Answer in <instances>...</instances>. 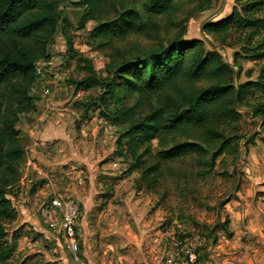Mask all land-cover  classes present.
I'll list each match as a JSON object with an SVG mask.
<instances>
[{
    "label": "rangeland",
    "instance_id": "374dc122",
    "mask_svg": "<svg viewBox=\"0 0 264 264\" xmlns=\"http://www.w3.org/2000/svg\"><path fill=\"white\" fill-rule=\"evenodd\" d=\"M52 1L57 5L62 22L48 48L50 59L39 84V88L50 90V96L43 98L37 90L31 91L35 108L20 115L16 126L21 136L28 127H36L37 121L38 126L48 123L55 136L46 143L39 142L38 149L44 160L49 158L51 165L34 159L35 163L31 161L42 175L31 173L29 168L25 172L29 157L24 153L18 169V183L23 174L28 176L19 183L24 192L15 187L10 193L14 199L11 206L15 207V221H18L20 194L26 193L33 201L27 205L30 214L27 230L17 223L5 228L9 264H69L70 254L61 240L46 231L37 219V206L50 191L77 199L81 216L86 214L89 229L95 223L98 225L95 221L100 217L109 222L111 234L107 249L110 256L121 257L123 244L117 235L128 230L136 239L143 240L142 254L138 246L130 253L135 264H170L173 240L193 237L203 241L197 250L196 264H264V126L250 111L264 100L263 95L248 98L246 104L238 108L239 121L222 127L225 135L236 137L239 142L235 158L221 157L210 165L211 153L201 157L188 154L163 164L158 185L147 191L139 190L140 171L127 172L133 159L124 149L121 155L116 152V141L126 126L110 125L99 116L101 109L95 102L101 89L91 88L79 97L75 92L76 83L86 77L84 61H89L96 77L103 80L110 74L107 65L144 61L146 53L157 43L174 38L200 41L206 50L216 52L233 68V56L238 50L222 46L204 27L228 17L235 0H209V6L203 10H199L193 0H183L182 10L177 14L156 19L158 29L154 34L129 36L103 47L91 35L96 25L93 21L79 28L84 7L78 0ZM131 1L123 0L124 6H130ZM143 2L137 1L139 13H142ZM113 18L111 10L99 16L101 23ZM239 64L242 71L237 82L243 83L255 81L264 62L254 64L239 60ZM246 72H250V78ZM177 84L176 87L184 91H196L208 83ZM168 94L176 97L172 90ZM160 104L158 95L146 98L133 94L127 98L119 95L109 107L136 105L135 119H139ZM21 143L27 147L31 142L23 137ZM149 150L150 155L159 150L156 141L149 144ZM86 198H89L88 203ZM78 254L85 261L80 243Z\"/></svg>",
    "mask_w": 264,
    "mask_h": 264
},
{
    "label": "trees",
    "instance_id": "16d2710c",
    "mask_svg": "<svg viewBox=\"0 0 264 264\" xmlns=\"http://www.w3.org/2000/svg\"><path fill=\"white\" fill-rule=\"evenodd\" d=\"M78 1L84 7L79 28L93 21L96 25L91 35L103 47L129 36L154 34L158 29L156 19L177 14L183 0H142V13L136 7L138 0H132L128 7L123 0ZM193 1L199 10L209 6V0ZM108 10L114 18L101 23L99 16ZM61 22L52 0H0V264H9L5 228L15 220V214L8 196L18 184V169L24 157L16 126L20 115L35 108L31 98L37 81L34 68L40 61H49L48 48ZM204 28L222 46L238 50L233 56L235 71L200 41L182 38L157 43L139 63L107 65L110 74L103 80L96 77L91 63L84 61L86 77L76 83L75 92L100 88L95 102L101 109L99 116L110 125L126 126L116 141V152L121 155L124 149L133 159L127 172L140 171L139 190H154L163 164L188 154L201 157L211 153L210 165L221 157L235 158L239 142L225 135L222 127L239 121L238 108L248 98L264 96V64L255 81L237 82L242 71L239 60L264 62V0H235L228 17ZM245 74L250 78V72ZM202 81L207 86L196 91L176 87L177 82L190 85ZM170 90L176 97L168 94ZM133 94L146 98L158 95L161 104L139 119H135L136 105L109 107L119 95L127 98ZM250 111L264 126V100ZM180 140L184 141L178 143ZM153 141L159 150L150 155L149 144Z\"/></svg>",
    "mask_w": 264,
    "mask_h": 264
},
{
    "label": "built area",
    "instance_id": "2783aa9c",
    "mask_svg": "<svg viewBox=\"0 0 264 264\" xmlns=\"http://www.w3.org/2000/svg\"><path fill=\"white\" fill-rule=\"evenodd\" d=\"M45 62L37 63L34 71L37 81L31 91H38L43 98L50 96L48 88H39L40 79L45 73ZM84 92L77 91L76 96L83 95ZM35 172L41 176L42 172L36 168L32 161L27 160L25 170ZM39 224L53 236L59 238L70 254L69 264H86L79 256V239L78 225L81 217V206L77 199L71 196H64L57 191H50L42 197L40 204L36 210ZM203 241L200 237L192 239H174L172 246L174 254L170 260V264H177L180 260L181 264H196L199 254L197 250L201 248Z\"/></svg>",
    "mask_w": 264,
    "mask_h": 264
},
{
    "label": "crops",
    "instance_id": "0c3cea01",
    "mask_svg": "<svg viewBox=\"0 0 264 264\" xmlns=\"http://www.w3.org/2000/svg\"><path fill=\"white\" fill-rule=\"evenodd\" d=\"M38 123L39 121H37V124ZM37 124L36 127L34 126L28 127L24 131V134L20 136L21 137L20 140H22V138L24 137V138H29L31 142L30 144L27 145V147L23 146L22 143L21 146L23 148L25 155L29 157L27 158V160L30 161L31 160L33 161L34 159L42 160L45 165L50 166L51 162L49 161V158L44 160V157L42 156L40 150L38 149V145L39 142L46 143L51 138H54L55 133L53 129L48 127V123L45 124V126L43 125L38 126ZM56 134H60V133H56ZM64 137L67 138V136H65V133H64ZM60 144H62V142H60ZM25 172L27 171L25 170ZM27 179H28L27 174L26 175L23 174V177L21 178V181L19 183H22L24 182V180L26 181ZM19 183L16 186V190L20 189V191L24 192L23 186L19 185ZM23 195L24 196L20 194L19 196L20 200L17 202L18 204L17 212H19V215L17 217L18 221L14 220L12 223L13 224L17 223L18 226H23L24 230H27L28 229L27 220L30 215L29 207L27 205L31 204L33 200L29 196H26V193ZM8 199L10 201L14 200L11 196H8ZM83 200L84 198H82L81 202L84 204ZM85 200L88 203L89 198H86ZM13 208L15 207L13 206ZM102 218L100 217V220L95 221L97 222L98 225H96L95 223V225H93V227H90V229L88 228L87 223L85 222L86 214L83 217L81 216L80 218L78 225V239H79V243L82 244L83 246L82 256L85 258V262H87L86 264H135L133 263L134 257L130 253L136 251V247L138 246L139 250L141 251L140 253L142 254V251L144 250L143 247L141 249V246L143 245L142 242L143 240L136 239L134 234L128 230L121 231L118 233L117 237L120 240L121 245L123 244L122 245L123 253L121 254L120 258L115 255L110 256L107 248L109 247L108 236L111 234V227L109 222L106 219H102ZM11 225H7V227L10 228ZM93 231H95V235ZM145 237L147 238L146 235Z\"/></svg>",
    "mask_w": 264,
    "mask_h": 264
}]
</instances>
